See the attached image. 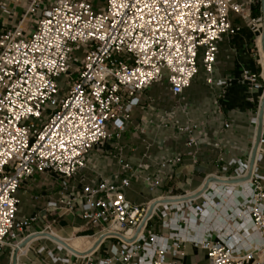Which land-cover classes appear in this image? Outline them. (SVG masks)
<instances>
[{"label": "built area", "instance_id": "built-area-1", "mask_svg": "<svg viewBox=\"0 0 264 264\" xmlns=\"http://www.w3.org/2000/svg\"><path fill=\"white\" fill-rule=\"evenodd\" d=\"M41 2L34 0L20 25L0 35V252L9 248L12 256L42 234L31 233L37 217L18 218L23 183L46 175L42 186L68 187L87 167L90 152L126 129L130 113L152 88L166 85L176 100L201 67L212 85L217 43L241 31L233 16L260 42V74L243 70L242 82L262 90L264 99V17L253 15L254 7L262 10L261 0H106L100 11L87 0H56L27 35L25 18ZM0 10L10 14L6 6ZM79 52L82 60L75 57ZM31 120L39 126L25 125ZM252 124L248 158L224 161L197 192L135 206L124 191L137 169L123 164L130 176L120 185L102 181L69 200L48 202V210H71L74 202L86 224L102 229L86 254L49 257L61 264H170L169 255L183 257L191 244L206 252L208 264H264V178L258 166L264 122L253 167L258 118ZM203 125L188 119L175 129L194 149ZM230 129L225 123L223 130ZM181 162V156H167L157 166L163 171ZM158 178L145 182L158 186ZM154 219L162 234L149 230ZM106 241L114 243L105 258L96 259Z\"/></svg>", "mask_w": 264, "mask_h": 264}, {"label": "crops", "instance_id": "crops-1", "mask_svg": "<svg viewBox=\"0 0 264 264\" xmlns=\"http://www.w3.org/2000/svg\"><path fill=\"white\" fill-rule=\"evenodd\" d=\"M33 1L0 0V7L6 6L10 12L4 14L0 10V35L20 25ZM55 1L42 0L37 13L25 18L27 35L35 31L43 12ZM87 1L96 10L105 7L98 8L92 0ZM232 21L241 27V31L234 37L224 36L217 43L212 85L207 84L209 76L204 71L203 81H200L199 72L190 88L176 100L170 96L166 85L156 87L158 90L152 88L145 94L142 104L130 113L126 129L118 137L113 136L96 146L88 156L87 167L78 172L68 187L62 188L54 183L42 186L48 178L46 175H36L23 183L19 191L21 204L18 218L37 217L31 233L53 232L66 240L80 235L84 239V246L94 242L102 229L97 224H86L76 203L71 202V210L67 207L48 210L47 203L69 200L80 194L83 187H93L102 181L120 185L122 179L130 176L122 172L123 164L137 169L131 186L124 191L127 199L135 206L145 207L170 194L181 196L197 192L206 178L220 173L224 161L232 157L241 160L248 158L256 130L252 120L259 116L262 90H253L250 84L242 82V74L243 70L260 74L257 63V46L260 42L257 35L234 16ZM219 82H226V86H218ZM259 84L264 85V82L259 80ZM188 119L204 124V135L198 139V147L194 149L186 146V137L179 136L175 129ZM225 123L231 125L230 130H223ZM260 149L262 159L258 166L264 178V146ZM167 156H181L182 162L162 171L157 165ZM167 174L173 180H168ZM148 177L153 180L159 177V185H148L145 182ZM153 222L154 225H151ZM149 230L162 234L157 219L150 223ZM56 246L59 245L50 240H37L24 252H19L17 264H61L51 259L48 252H52L55 258H66L69 253L58 252ZM183 251V257L172 258L169 255L167 259L170 264H208L205 251L191 244L185 245ZM12 261L9 248L0 252V264H12Z\"/></svg>", "mask_w": 264, "mask_h": 264}, {"label": "bare ground", "instance_id": "bare-ground-1", "mask_svg": "<svg viewBox=\"0 0 264 264\" xmlns=\"http://www.w3.org/2000/svg\"><path fill=\"white\" fill-rule=\"evenodd\" d=\"M259 149V153H260ZM29 239H31V241L27 244L26 241L21 244L18 247L19 252L22 251L24 252L27 248H29L33 243H35L37 240H50L53 243L61 246V248L65 251L68 252L69 254L74 253V254H81L84 255L87 252H89L91 250V248H94V242L90 243L87 246H84V239L82 238H76V239H72V240H66L64 238H61L59 235L55 234V233H50L47 235H41V234H36V235H32ZM28 239V240H29ZM86 243V242H85Z\"/></svg>", "mask_w": 264, "mask_h": 264}, {"label": "rangeland", "instance_id": "rangeland-1", "mask_svg": "<svg viewBox=\"0 0 264 264\" xmlns=\"http://www.w3.org/2000/svg\"><path fill=\"white\" fill-rule=\"evenodd\" d=\"M93 2H94V5H96L98 8L99 7H103V6H105L106 5V0H92ZM253 15H254V17H257V16H259V15H261L262 14V10L260 9V7H258V6H256V7H254V9H253ZM254 44H255V42H254ZM83 55H84V52H79V53H76L75 54V57H77V58H79L80 60H82L83 59ZM205 75H204V70H203V68H200V75H199V78H200V81H203V79L205 78L204 77ZM76 78V77H75ZM74 77L72 78V81L75 79ZM63 81H65V80H63ZM153 90H158V88H154ZM53 110V108H51V107H47V111L48 112H51ZM32 123H35L37 126H39V123H37V122H34V121H28V122H26L25 123V125H30V124H32ZM154 223L155 222H153L151 225H154ZM51 233V232H50ZM50 233H42V235H47V234H50ZM76 239V238H80V235H74V236H72V237H70V238H67V239ZM31 241V239H29V240H27L26 241V243L25 244H27V243H29ZM112 243H114L113 241H106V243L104 244V246H103V248L101 249V251H100V253L98 254V256L96 257V259H103V258H105L106 256H107V252H108V250H109V248H110V246L112 245Z\"/></svg>", "mask_w": 264, "mask_h": 264}, {"label": "water", "instance_id": "water-1", "mask_svg": "<svg viewBox=\"0 0 264 264\" xmlns=\"http://www.w3.org/2000/svg\"><path fill=\"white\" fill-rule=\"evenodd\" d=\"M261 5H262V13L264 17V0H261ZM263 50H264V33H263ZM263 121H264V99L262 100L260 113L258 116V128H257L256 142H255V147L253 150V155H252V160H251L252 167L255 163L256 155L259 149V142H260V138H261L262 130H263ZM18 255H19V251H17L14 254L12 264H17Z\"/></svg>", "mask_w": 264, "mask_h": 264}]
</instances>
